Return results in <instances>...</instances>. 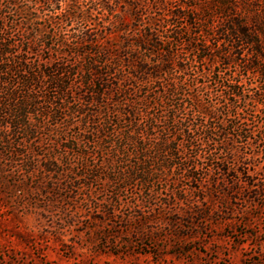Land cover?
Listing matches in <instances>:
<instances>
[{
  "label": "trees",
  "instance_id": "1",
  "mask_svg": "<svg viewBox=\"0 0 264 264\" xmlns=\"http://www.w3.org/2000/svg\"><path fill=\"white\" fill-rule=\"evenodd\" d=\"M32 1L5 0L4 7H0V147L12 151L13 157L27 168L28 177L34 174V164L39 159L44 161V171L49 178L37 189L56 199H64L65 184L72 181L68 179L73 175L69 154L81 157L77 150L93 145L103 162L82 166L86 168L88 188L100 179L111 183L116 193L128 186L134 187L135 183L150 190L173 177L176 168L177 179L191 180L197 183L195 190L202 191L200 181L207 174H200L197 164L205 158L216 163L221 176L232 182L231 186L214 184L212 189L222 194L235 191L240 185L236 176L247 175L248 171L230 167L244 165L250 159L236 141L253 139L252 130L240 116V105L244 103L247 110L256 112L260 105L264 107L263 94L254 88L245 91L240 81H221L222 95L230 98H223L218 107L205 102L200 93H207L208 87L204 82L197 84L195 74L200 73L201 80L209 74L202 66L193 70L185 55L186 52L195 55L198 63L211 61L213 48L206 38L215 31L220 32L223 45L228 47L227 59H233L232 54L238 51L234 61H239L247 75L264 82V0L244 3L248 9L245 13L240 8L241 1L218 0L217 9L223 19L215 27L207 26L209 17L200 18L201 10L196 4L180 0H86L93 5V9L88 10L78 7L79 0H35L34 4ZM62 2L66 8L57 18L50 17L51 24L60 27L80 21L92 22L94 27L74 32L71 41L61 33L52 36L36 22L39 18L33 5L42 3L55 12ZM5 10L21 18L16 34L12 33L17 25L12 23L11 27H6L3 22ZM94 12L101 16L98 22L93 18ZM127 16L133 20L132 25L126 21ZM141 27L144 29L140 30ZM54 39L56 63L30 59V56L38 57L39 51L51 53L50 41ZM209 77L215 84L220 83L214 72ZM147 88L149 91L141 104L123 99L137 98V94ZM49 90L55 92L50 98H82L76 108L72 106L69 110L71 114L83 115L85 125L92 130L87 132V138L79 134L70 140L63 130H49L56 148L44 153L41 144L36 142L41 133L37 125L30 123V114L36 111L38 99L49 98ZM184 99L198 114L196 119L183 118ZM140 106H149V117L143 129L139 124ZM64 107L59 104L53 110L37 111L41 118L50 117L63 127L71 126ZM62 142L69 145L62 149L63 153L59 148ZM220 148L226 154L224 159L214 154ZM12 189L23 193L24 198L33 193L22 178L14 182ZM170 199L164 205L172 206L179 216L173 220L174 227L179 229L183 222L189 224L187 229H193L192 210H177L173 203L176 197ZM115 202L117 204L114 200L108 205V217L116 215ZM199 215L204 216L203 210L195 214ZM177 237L185 236L178 234Z\"/></svg>",
  "mask_w": 264,
  "mask_h": 264
},
{
  "label": "rangeland",
  "instance_id": "2",
  "mask_svg": "<svg viewBox=\"0 0 264 264\" xmlns=\"http://www.w3.org/2000/svg\"><path fill=\"white\" fill-rule=\"evenodd\" d=\"M217 1L180 0L196 4L201 10L200 18L205 20L209 17L210 25L207 26L212 27L219 26L223 19L217 9ZM236 1H241L240 8L245 13L248 9L244 3L251 4L255 0ZM4 2L5 0H0L1 8L4 7ZM33 7L39 18L36 22L52 36L61 33L69 39L83 27H94L92 22L80 21L62 24L60 27L51 24L50 17L57 18L66 8L65 2L55 12L42 3ZM78 7L84 10L93 9L91 2L86 0H79ZM100 17L94 12L95 21L98 22ZM3 18L6 27H11L12 23L18 26L12 34L20 30L21 18L13 17L8 10H5ZM126 21L131 25L134 23L130 16H127ZM165 25L166 23H162V26ZM201 26L204 28V25ZM139 29L143 30L144 27ZM221 38L217 31L206 38L213 48L210 55L214 59L211 61L198 63L195 55L186 52L185 58L193 70L202 66L209 76L214 72L218 76L216 81H220L215 84L209 76L201 80L200 73L197 72V84L204 82L208 87L207 93H200V98L218 107L223 98H230L222 95L224 88L221 81H240L245 91L254 88L263 94L261 98L264 100L263 79L247 75L239 61H234L238 51H232L235 54H232L233 59H227L225 51L228 47L223 45ZM55 41L56 39L52 43L50 41L51 53L39 51L38 57L30 56V59L56 63ZM179 54H182L181 51ZM184 80L191 84L188 77ZM147 90L149 88L139 92L137 98L123 99L141 104L139 102L145 99ZM54 94L53 90H49V98L38 99L36 111L53 110L62 104L65 106L67 119L73 125L63 127L50 117L41 118L38 111L31 113L30 123L37 125L41 133L36 142L41 144L44 153L56 148L51 142L54 139L48 133L49 130H63L67 140L76 138L79 134L87 138V132L92 130L85 125L83 115L71 114L69 110L72 106L76 108L82 98H50ZM184 103L186 109L182 114L183 118L196 119L198 114L190 108L189 101L184 99ZM240 107V116L252 130L253 139L250 138L248 142L245 139L236 141V145L250 159L244 165L230 167L234 170L239 167L241 172L248 171L247 175L239 173L236 176L239 177L240 185H237L232 194H222L212 189L214 184L231 186L232 182L226 176H221L216 163L205 158H201L197 164L199 173L207 174L200 181L202 191L195 190L197 183L191 180L177 179L176 168L173 169V177L155 184L150 190L135 183L134 187L128 186L126 190L116 193L111 183L100 179L88 188L86 168L82 166L85 163L88 166L100 165L103 159L93 145H86V148L77 150L81 157L78 154H69L73 175L68 181H72L65 184L67 190L63 192L64 199H56L42 189H37L40 183H45L49 178L45 174L42 159L34 164V174L28 177L27 168L13 157L12 151L0 147V264H264V107L260 105L256 112L247 110L244 103ZM140 109L142 117L139 124L143 129L149 117V106H140ZM64 142L59 144L62 153V149L69 146ZM84 154L86 157L83 160ZM214 154L219 159L226 157L221 148L215 150ZM253 154L254 157H251ZM19 178L26 181L33 192L29 198H24L23 193L12 189ZM182 190L184 193H180ZM150 196H153L151 200ZM172 196L176 197L173 203L177 210H192L193 229H187L189 224L183 222L179 229L174 227L173 220L179 216L175 215L172 206L164 205L171 201ZM114 200H117L116 215L108 217V205ZM202 210L204 216H195ZM202 222L205 224L202 225ZM178 234L185 237L180 239Z\"/></svg>",
  "mask_w": 264,
  "mask_h": 264
}]
</instances>
